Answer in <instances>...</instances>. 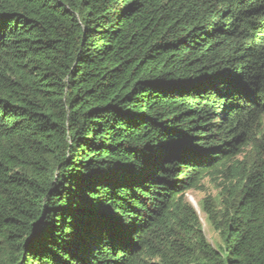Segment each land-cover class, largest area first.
Segmentation results:
<instances>
[{"label": "trees", "instance_id": "16d2710c", "mask_svg": "<svg viewBox=\"0 0 264 264\" xmlns=\"http://www.w3.org/2000/svg\"><path fill=\"white\" fill-rule=\"evenodd\" d=\"M0 264H264V0H0Z\"/></svg>", "mask_w": 264, "mask_h": 264}, {"label": "rangeland", "instance_id": "374dc122", "mask_svg": "<svg viewBox=\"0 0 264 264\" xmlns=\"http://www.w3.org/2000/svg\"><path fill=\"white\" fill-rule=\"evenodd\" d=\"M216 191L213 187L209 185L207 181L204 182V191H193L187 196V200L191 203L192 206L197 210L198 215L200 217V221L202 222L204 235L213 247V249L219 250L221 248V240L219 239V235L215 232L211 225L206 221L204 214L200 209V200L204 196H214Z\"/></svg>", "mask_w": 264, "mask_h": 264}]
</instances>
